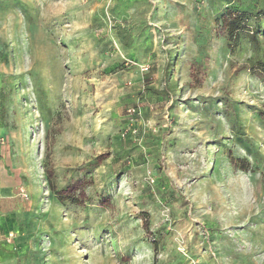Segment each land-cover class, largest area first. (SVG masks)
I'll return each instance as SVG.
<instances>
[{"label": "rangeland", "instance_id": "rangeland-1", "mask_svg": "<svg viewBox=\"0 0 264 264\" xmlns=\"http://www.w3.org/2000/svg\"><path fill=\"white\" fill-rule=\"evenodd\" d=\"M260 7L0 0V264H264Z\"/></svg>", "mask_w": 264, "mask_h": 264}, {"label": "crops", "instance_id": "crops-1", "mask_svg": "<svg viewBox=\"0 0 264 264\" xmlns=\"http://www.w3.org/2000/svg\"><path fill=\"white\" fill-rule=\"evenodd\" d=\"M25 170L13 148L9 150L5 146H0V193L4 197L0 199V204L6 208L9 206L14 208L17 204L18 199L14 196L17 195L18 189H22L21 186L24 188L22 180H25L24 177L27 175ZM5 245L7 244L0 245V259L3 252H7Z\"/></svg>", "mask_w": 264, "mask_h": 264}, {"label": "trees", "instance_id": "trees-1", "mask_svg": "<svg viewBox=\"0 0 264 264\" xmlns=\"http://www.w3.org/2000/svg\"><path fill=\"white\" fill-rule=\"evenodd\" d=\"M228 13L226 16V18L224 17L222 19L224 26L227 28V34L226 36L229 38V40H236L238 35H240L241 32H245V27L246 25L243 24L244 20L247 19L245 17V14L243 12H234L236 14H232V8H228L227 9ZM254 18H255V26L253 27V29L251 30V34H250V39L251 42L256 44L259 40L257 38V35L259 33H263L264 32V7H260L258 8L254 14H253ZM261 69L264 71V61H259L258 64ZM263 117H264V109H263ZM232 121H235V119ZM142 219L144 221V228L148 229L149 228V222H148V215L147 213H143L142 214Z\"/></svg>", "mask_w": 264, "mask_h": 264}, {"label": "built area", "instance_id": "built-area-1", "mask_svg": "<svg viewBox=\"0 0 264 264\" xmlns=\"http://www.w3.org/2000/svg\"><path fill=\"white\" fill-rule=\"evenodd\" d=\"M102 1L110 2V1H112V0H102ZM9 236H12V233H11Z\"/></svg>", "mask_w": 264, "mask_h": 264}]
</instances>
